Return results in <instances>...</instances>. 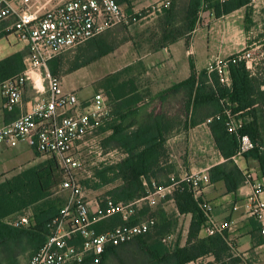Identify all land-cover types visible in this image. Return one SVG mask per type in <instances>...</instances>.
I'll use <instances>...</instances> for the list:
<instances>
[{"label":"trees","instance_id":"1","mask_svg":"<svg viewBox=\"0 0 264 264\" xmlns=\"http://www.w3.org/2000/svg\"><path fill=\"white\" fill-rule=\"evenodd\" d=\"M116 1L120 5H127L129 10L132 9V0ZM250 1L230 0L221 3L219 0H189V16L194 18L203 9L209 15L221 19L240 9H247ZM173 9L174 1L168 11ZM170 15L172 14H169L171 18ZM9 25V22H0V40L12 34L6 31ZM163 31L165 38L173 41L188 35L183 33L174 36L171 32ZM117 48L119 46H109L106 40L92 42L88 45L89 58L76 64L71 73L104 58ZM27 56L28 51H23L1 60L0 81L23 74ZM59 61L57 58L49 65L55 76ZM190 68V77L173 88V91L183 94L181 109L174 117L165 112L141 115L138 105L151 96L145 95L134 79H121L126 68L104 79L106 85L102 90L108 97L114 118L101 132H111L105 143L122 150L126 158L117 166L123 185L101 198L111 196L115 202L131 203L145 196L148 189H153V183L165 187L174 185L175 190L169 198L174 200L179 214L167 215L161 206L156 210L144 206L129 221H124L120 215L101 221L95 227L98 233L121 225H135L149 216L156 220V225L149 233L130 242L109 247L99 264H190L206 256H213L215 264H245L240 257L235 256V248L228 240L227 232L222 235L201 236L206 219L186 182L178 177L169 179L164 184L157 180L165 169L162 165L169 155L167 142L172 133L180 128L189 130L203 123L209 126L215 147L224 159L223 163L212 167L208 172L212 184L223 182L228 193H236L246 184L247 176L234 160L241 152L243 136L249 137L253 149L243 153L242 157L257 161L264 177V111L261 107V102L264 101V80L249 70L245 61L229 63L231 86L223 84L216 71H198L192 58ZM236 113L240 114L238 119H241L242 125L236 134H231L226 124L229 116ZM58 169L56 160L50 159L0 184V264H20L18 258L22 253L31 250L32 257L47 242L51 234L50 225L66 204L58 208L56 203L49 200ZM109 183L110 180L104 181V185ZM29 208L33 209L30 226L16 228L6 223L8 217ZM188 214L192 215L189 235L187 244L181 246L179 216ZM171 236L176 239L164 241ZM24 241L27 245H24ZM83 264L95 263L88 257Z\"/></svg>","mask_w":264,"mask_h":264},{"label":"built area","instance_id":"2","mask_svg":"<svg viewBox=\"0 0 264 264\" xmlns=\"http://www.w3.org/2000/svg\"><path fill=\"white\" fill-rule=\"evenodd\" d=\"M256 1L251 0V4ZM29 3L30 0H24L23 6L16 10L6 0H0V22H9L6 31L26 42L28 48L24 73L0 81L2 109L12 112L21 106L28 83L37 88L40 96L17 119L0 127V146L14 148L26 142L37 153L55 159L64 176L59 187L61 192H68V198L50 225L47 242L28 264H83L88 257L99 264L109 247L120 246L149 233L156 220L149 216L135 225H121L103 233L97 232V224L116 215L129 221L144 206L155 207L168 187L153 183V189H148L145 196L131 203L115 202L111 196L92 200L84 194L76 177V171L82 167V146L106 128L114 117L104 91L80 99L75 92L64 89L62 80L51 73L49 65L63 53L97 39L116 26L137 22L142 14L127 10L116 0H67L59 6L44 9H33ZM172 4L173 0H162L150 6L145 14L162 13ZM199 14L202 15V10ZM237 61H246V57L242 53L226 59L218 57L207 69L218 72L221 82L231 86L228 65ZM246 65L249 68L247 61ZM226 125L229 133L236 134L242 124H236L229 116ZM252 149L249 137L243 136L239 155ZM246 176V184L253 188L249 213L263 225L261 235L264 236V180L251 173ZM181 181L189 185L205 216L203 231L206 236L222 235L230 230L232 222L216 220L211 203L204 198V192L211 184L209 173L190 174ZM31 221L32 218L24 216L19 220L8 219L6 223L22 228L30 226ZM171 239L172 236L164 241Z\"/></svg>","mask_w":264,"mask_h":264},{"label":"crops","instance_id":"3","mask_svg":"<svg viewBox=\"0 0 264 264\" xmlns=\"http://www.w3.org/2000/svg\"><path fill=\"white\" fill-rule=\"evenodd\" d=\"M6 1L16 10H19L24 3V0ZM61 3L62 0H30L29 4L33 9L35 7L44 9L59 6ZM134 11L137 13L139 10L134 8ZM242 13L246 15V8L240 9L231 15L239 14L241 18ZM153 16L162 17L164 14L156 13L147 16L146 19L151 17V21L139 27V31L133 34L132 42L136 44L135 57L133 62L128 63L127 66L132 63H141L146 75L152 77L150 84L156 86L159 93L157 96L148 97L144 103L138 105L141 115L145 116L151 112L156 114L165 112L174 117L179 114L178 112L181 109L183 94L173 91V88L190 77V59L192 58L196 64V69L201 71L207 69L218 57L229 55V36L234 33V29H232L235 28L234 26H238L237 28L241 30V21L237 22L238 24L236 22L228 23L225 20L228 16H225L222 19H217L215 24L206 29L195 30L191 34L173 41L165 38L161 27L158 30L156 29L157 31L153 30L151 26L155 23ZM203 30H205L203 32L204 36L200 37ZM242 31L246 36L245 28ZM13 36L15 39H12ZM120 49V47L117 48L116 53H121ZM23 51H28L26 42L19 40L13 34L0 40V61ZM109 55H112V53ZM124 68L119 69L116 73ZM82 69L73 73H79ZM30 88L27 86L23 103L13 113H6L2 109V96L0 94V127L14 121L22 112L31 107L33 104L32 99L30 102L27 100ZM65 90L68 91L67 88ZM87 96L88 94H85L83 98L86 99ZM138 120L139 117H137ZM110 134L111 132L107 135ZM167 146L169 155L166 163L162 165L165 169L157 180L161 184L174 177L183 179L187 175L197 174L201 171L209 172L212 167L224 162L215 147L209 126L204 123L189 130L180 128V130L174 131L167 142ZM0 158V184L19 175L23 170L42 165L49 159L38 154L26 142H22L14 148L0 146ZM234 160L245 174L251 173L256 178L264 180L257 161L246 160L242 155H238ZM121 185H123V181ZM174 190V186L168 187L161 204L167 215L179 214L174 200L169 198ZM252 195L253 188L249 184H245L236 193H228L223 182L211 183L204 192V198L213 207L214 218L220 222H232V226L227 233L228 240L234 245L235 256L240 257L245 264H264V236L261 235L263 225L249 213V203ZM32 212V208H29L8 217V219L19 220L24 216L32 218ZM179 217L180 227H182L181 246H185L192 215H180ZM201 236H206L203 230ZM172 237L174 238V236ZM24 245H27L26 241H24ZM32 253L31 250L22 253L18 258L19 263L28 264ZM190 264H215V258L206 256Z\"/></svg>","mask_w":264,"mask_h":264},{"label":"rangeland","instance_id":"4","mask_svg":"<svg viewBox=\"0 0 264 264\" xmlns=\"http://www.w3.org/2000/svg\"><path fill=\"white\" fill-rule=\"evenodd\" d=\"M65 1L67 0H62V3ZM161 1L162 0H132L131 11H134V8H138L139 11L137 12L142 14L137 22L132 23L129 26H116L106 31L97 39L60 55L58 57L60 61L56 76L60 77L63 86L66 87L68 91L71 90L72 92H75L80 99H84L83 96L85 94H88L87 98H89L94 93L105 89V78L116 74V71L125 67L126 70L129 71L122 72L121 79L126 80L132 78L136 81L137 86L141 88V91L145 95H150L151 97L157 96L159 93L156 90V86L150 84L152 77L146 75L142 65L138 62L132 63L129 66H127V64L133 62L135 57L134 51L136 44L132 42L133 34H136V32L139 31V27L151 21V17L147 19L145 18L147 17L145 11L150 6ZM188 4L189 0H174V9L172 11H168L169 9H163V13L158 14H164V16L152 17L155 18V23L151 25L153 30L157 31L161 27L162 30H166L169 33L171 32L174 36H180L183 33L189 34L188 32L193 30L199 31L201 29H206L217 22V18L204 12L203 9L202 15L197 14L194 18H191L189 16ZM123 7L128 10L127 5H123ZM169 14H172L170 15L171 18L169 17ZM239 16V14H234L225 19L228 23L236 22V24H238L237 22L241 21V30L237 28L238 26L232 28L234 29V33L232 36H229V55L219 58L226 59L230 56L242 53L249 64L248 69L258 74V77L264 80V0H257L254 4H251L250 1V6L246 9V15L245 13H242L241 18ZM244 28L246 30V36L242 31ZM203 32H205V30L202 31L200 37L204 36ZM12 39H15L14 36ZM97 40H106L107 44L114 48L119 46L121 48V53L118 54L115 51L112 55H108L83 68L79 73L71 74V71L76 64L82 63L89 58L88 45ZM83 56L85 58H83ZM215 61L212 64H214ZM28 87L31 88L27 100L30 102L32 99V103H35L39 98L38 96H40L37 93V88L31 83H28ZM261 107L264 111L263 100L261 102ZM238 117H240V114L236 113L235 115H232V119L236 124L241 123V119L239 121ZM107 134L99 131L83 144L82 167L76 171V177L83 187L84 194L92 200L107 195L122 183L117 173V166L125 160L126 155L122 150L111 147L105 143V140L108 137ZM24 171L25 170L22 172ZM54 178L55 181L52 188V196L49 200L56 203L58 208H61L67 202L68 192H61L59 187L64 179L63 173L60 169L57 170ZM105 180H110V183L104 185ZM162 201L163 199H161V201L152 209H158L161 206ZM146 215L149 216L148 214ZM175 239L176 238L174 237L171 241Z\"/></svg>","mask_w":264,"mask_h":264}]
</instances>
